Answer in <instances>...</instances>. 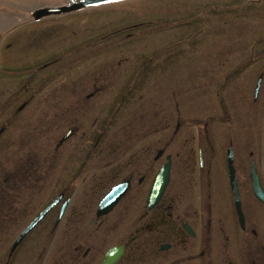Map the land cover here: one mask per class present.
<instances>
[{
	"label": "flooded vegetation",
	"instance_id": "flooded-vegetation-1",
	"mask_svg": "<svg viewBox=\"0 0 264 264\" xmlns=\"http://www.w3.org/2000/svg\"><path fill=\"white\" fill-rule=\"evenodd\" d=\"M32 35L39 43L36 52L54 53V45L44 51L40 42L60 36L58 32L43 29ZM67 46L28 62L46 70L49 81L44 84L38 76L31 86L29 77L18 91L28 95L13 117L23 115L20 124L33 129L23 133L13 164L5 160L0 167V264H103L112 250L115 260L110 264H264V202L253 188L255 178L264 197V138L257 137L264 131V68L252 90L238 98L246 106L245 117L222 99L218 118L195 116L184 123L176 101L175 117L159 110L149 113L150 122L138 130L130 123L132 149L126 161L107 156L91 177L87 170L95 161L88 159L96 160L102 152L111 155L119 147L115 133L106 134L115 131L112 124L101 122L97 114L87 123L90 109L101 112L100 102L111 100L113 65H97L100 70L89 81L61 80V60L64 66L72 61ZM123 95L116 96L115 111ZM146 116L144 111L140 118ZM217 120L229 131L218 158L210 138ZM236 122L256 131L255 139L243 140L240 148L232 136ZM9 124H0L1 153L2 143L8 144ZM152 133L157 134L154 141L138 144ZM34 137L42 143L35 144ZM168 160L169 180L155 195L154 178ZM61 162L69 169V180L57 187L51 180ZM121 182H127V189L109 210L98 214L99 202Z\"/></svg>",
	"mask_w": 264,
	"mask_h": 264
},
{
	"label": "rangeland",
	"instance_id": "rangeland-1",
	"mask_svg": "<svg viewBox=\"0 0 264 264\" xmlns=\"http://www.w3.org/2000/svg\"><path fill=\"white\" fill-rule=\"evenodd\" d=\"M68 1L70 0H0V32L7 31L5 29L9 27L16 28L8 35L6 34L4 43L7 40L8 42L11 41L10 36L16 38V33L30 32L32 28L44 26L54 29L55 27L62 28L57 30L62 32V35L52 38L55 48L52 47L53 45L43 47L44 51L52 47L51 50L54 53L50 51V53L36 52L32 54L37 48V43L31 38L23 42L15 40L10 48L1 46L3 60L0 58V69L3 70L0 73V92L5 93H0L2 96L0 97V124L10 119L16 107L28 95L19 92L20 96L17 99L11 95L19 89L24 79L29 78L25 72H21V68L34 58L44 59L50 54L58 53L64 45H68L66 48L69 49L68 54L72 61L70 62L71 65L64 66V61L61 60V73L57 74L61 80L72 77L73 80L82 78L89 81V78L94 77L96 71L100 70L96 67L97 65L103 64L104 67L110 62L114 65L122 57L129 56L128 63L118 65L116 71L113 72L112 70L113 73L109 72L113 79H117V85L109 93L112 104L123 89L136 86L139 81L147 82L142 94L143 97L140 100L137 95L133 96L131 93L127 96V100L123 101L124 108L117 109L113 113L110 123L114 125L113 122H116L114 127L119 147H116V151L111 155L102 152L100 156L96 157V160L93 159L92 161L95 162L89 163L87 176L92 177L93 172L98 173L107 156L114 158L115 161H126L132 149L130 147L132 127L134 126L136 130L141 127L144 119L140 117L144 111L147 113L145 123L150 122L148 114L151 113V110L155 109L156 112H160L158 108L165 107L169 114L173 112L174 108H170L167 102L170 96H174L176 90H178L177 98L183 102L182 115L185 122H187V118L195 116L206 119L208 115H213L218 118L222 114V108L215 95V91L222 81L218 78L228 75L227 82L221 92L222 97L226 105L245 117L246 106L238 98L240 96L242 98L246 91H250V85L257 71L259 68H264V0H133L92 9H82L39 23L28 22L27 16L34 8ZM57 24L58 26H56ZM133 24L135 25L134 28H132ZM122 27L129 28L124 34L121 33L123 38L121 37L119 41L113 42L110 46H106V44L111 43L109 39L99 42L104 46L101 48L100 44L101 50L97 54L91 55V49H88L83 53L87 55L89 53L91 56L83 58V60L77 58L76 50L78 47L85 49L86 46L94 42L95 38ZM129 32H132L131 36H127ZM53 41L50 40L51 43ZM40 43L43 46V43ZM94 47L96 48L98 45H94ZM153 51L158 53L157 59L164 58L166 61L163 64L168 63L169 66L160 68L159 61L149 62L147 59H142L143 53ZM133 60L137 61L136 68ZM249 60L252 61L249 62ZM243 62L247 64L240 68L239 66ZM20 64V70L16 74L10 69L6 71L7 68L18 70L16 65ZM30 69L32 68L28 65L26 70ZM236 69L238 70L236 71ZM226 71H228L227 74ZM22 74L26 76H22ZM36 75L43 79L44 84L49 81V77L47 80V74L44 72H37ZM151 82L160 86L151 89V85H149ZM34 85L36 84L32 83V86ZM89 86L90 83L88 82ZM43 89L46 91L48 87L44 86ZM142 91L143 88L140 89V92ZM137 100L139 101L137 102ZM108 101L105 98L104 101L100 102L104 103V107L101 108L104 113H106L107 105L111 102ZM4 103L6 105L2 108ZM143 106L145 109L141 108ZM146 106H151V109ZM32 108L33 105L29 107V110ZM107 109H112V107H107ZM164 112L166 111L161 113ZM96 113L97 111L92 109L88 111L87 123L92 121V117ZM107 114L109 116V110H107ZM135 114H137L136 119ZM22 117L23 115H20L15 118L9 126L7 136H5L8 138V144L5 146L2 143L3 155L0 152V162L4 160L3 156H6L7 162L13 164L19 155L17 146L18 142L22 140L20 134L24 130L33 129L24 128L20 124ZM101 117L104 118L105 115H101ZM133 119H135L134 122ZM151 122L155 121L152 120ZM126 123H135V125L128 127L125 125ZM237 123L234 124L232 130L234 135L232 134V136L234 144L237 143V147L240 148L242 141L247 139V136L248 140L255 139L256 131L253 130L250 133L246 126L241 127ZM215 124L214 130L210 131V138L217 150L215 157L218 158L222 155L218 150L222 149L229 131L218 120ZM32 125L35 126L34 123ZM189 126L193 129V126ZM111 130H108V136L112 134ZM12 132L14 134L10 135ZM27 133L30 134V132ZM183 133L186 134L187 130ZM156 137L157 134L152 133L148 137L139 138L138 144L154 141ZM257 137L264 138V131L260 132ZM33 141L35 144L42 143L41 138L38 137H34ZM114 144L116 145L117 141ZM176 144L177 138L175 139V146ZM170 146H173L172 142ZM102 157L103 159H101ZM53 176L54 179L51 182L55 183L57 187H61L63 183L69 180V169L65 170L61 162L57 164ZM91 177H88V186H90ZM1 183L2 176L0 175ZM14 264L17 263L14 262Z\"/></svg>",
	"mask_w": 264,
	"mask_h": 264
},
{
	"label": "water",
	"instance_id": "water-1",
	"mask_svg": "<svg viewBox=\"0 0 264 264\" xmlns=\"http://www.w3.org/2000/svg\"><path fill=\"white\" fill-rule=\"evenodd\" d=\"M116 1H120V0H81V1L74 2V3L66 4L63 6H55L51 8L38 9L36 10L34 16L35 18H39L43 15H47L50 13L68 12V11L79 9L81 7L95 6V5H100V4L109 3V2H116ZM167 176H168V165H165L158 173V176L153 184V190L154 189L161 190L167 181ZM125 189H126V186L122 184L112 188L111 191L107 194L104 204L112 205L113 203H115L121 191ZM118 190H121V191L119 192Z\"/></svg>",
	"mask_w": 264,
	"mask_h": 264
}]
</instances>
